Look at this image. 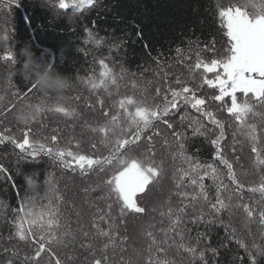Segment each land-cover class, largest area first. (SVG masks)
<instances>
[{"label":"trees","instance_id":"1","mask_svg":"<svg viewBox=\"0 0 264 264\" xmlns=\"http://www.w3.org/2000/svg\"><path fill=\"white\" fill-rule=\"evenodd\" d=\"M218 2L227 6L230 0H96L91 8L73 13L71 9L65 12L55 7L58 0H0V57L10 47L18 61L13 67L0 59V96L4 97L0 101V132L20 140L23 131L31 128L30 139L34 138L46 147L51 146L54 150L67 149L90 155L94 159H102V154L107 155V150L99 143L102 134L90 130L105 121L100 105L96 103L97 96L104 99V109L111 113L114 111L111 109L112 101L125 95L143 99L148 104L158 102L160 97L156 96V88L161 89V94L168 92V85L178 89L180 86L175 84L177 77L186 81L188 86H193L194 82L189 78L186 65L195 62L197 53L207 61L220 55L224 48L226 37L219 25ZM86 29L91 30L95 38L102 41L100 45L85 42L88 39ZM5 34L9 36L8 42L2 40ZM213 42L215 51L212 50ZM26 44L31 46L38 57L43 55L46 61L53 64L54 69L72 80L74 87L66 93L70 99L60 105L75 109L76 115L65 117L46 112L29 125H24L17 119L19 111L26 104H39L42 98L40 92H27L31 83L26 82L19 74L23 61L20 49ZM177 48L183 50V57H178ZM102 58L117 73L121 66L127 69L125 77L119 80L118 95L109 97L103 90L94 92L85 82L89 77L97 79L102 71L98 61ZM181 59L183 62H180ZM9 73H12L13 86L7 83ZM165 73L166 79L163 78ZM132 81L137 84L135 89ZM196 82L198 83V79ZM211 91L214 90L205 86V91L198 95ZM237 95L240 96L239 93ZM77 96L80 99H76ZM45 102L57 103L54 99ZM219 103L213 102V109ZM89 104L93 106L89 107ZM216 115L225 122L227 139L222 145H228L225 147V154L233 163L239 179L246 186L258 184L261 175L253 168L254 154L250 153L248 143L241 136L233 137L236 124L225 110L217 111ZM181 116L200 118L199 113L190 106H181L180 111L169 118L173 129H167L164 124L157 125L160 135L153 136V143L157 162L163 161V175L154 187L149 186L151 191L145 193L144 199L140 201L146 209L145 213L127 214L123 218L117 216L118 207L114 203V197L111 201L99 199L107 194L104 173L92 169L82 175L78 167L65 168L58 159L44 152L32 157L22 153L10 141L0 143V168L3 169L0 171V264H8V261L11 264H36L33 260L25 259L26 256L33 255V244L15 237L17 218L24 215L19 212L23 196H31L26 189V177L40 183V195L35 197L37 210L46 209L51 201L52 207L60 209L62 223H70L73 230L82 226L84 230L94 233L95 230L91 227L94 214H97L98 209L104 210L107 203H113L112 213L118 225V242L122 240L125 249L123 252L117 249L115 264H127L129 260L134 264H144V256L147 255L144 249L148 242L144 231L149 225H154L151 230L158 239H162L163 233L160 230L167 228L169 222L167 217H161L160 211L168 207V201H171L174 208L180 206V197L176 195L179 189L172 179L175 165L171 153L176 149L165 145L164 139L173 141L171 133L180 129ZM256 121L258 118H254V122ZM204 123L205 129L213 128L207 121ZM85 128L89 130L85 131ZM6 129H10V132ZM54 129L57 131L54 132ZM183 130L188 137L185 141L187 155L201 163L216 164L224 174V183L229 185L228 191L233 193V204L249 203L257 210L264 206L255 204L259 193L253 194L247 187L236 189L228 181L226 170L216 161L215 147L210 142L215 138L214 132H209L207 137L194 136L187 120ZM53 134L57 136L56 143L48 139ZM93 143L97 145L96 148L91 147ZM144 143L141 141L140 148L133 147V154H139ZM233 143L235 151H232ZM237 156L239 160L236 159ZM203 182L210 199L214 201L216 188L212 180L205 178ZM49 185L54 186V192L46 194ZM86 190L87 193L84 194ZM185 190L191 193L193 188L188 186ZM200 206V203L196 205L197 208ZM187 213L182 227L187 229L193 243L199 234L203 237L201 248L210 246L217 249L216 256L211 251L206 252L208 264H250L247 253L238 246L231 234L233 229L235 237L242 239L249 247L254 242L264 246L258 217L248 221L241 208L233 207L230 213L225 211L212 217L207 205H204L205 219L195 224L190 222L193 209L188 208ZM209 219L213 222L208 223ZM101 226L107 229V222ZM77 235V241L70 243L68 247L53 244L55 255H52L51 260L59 258L62 264H90L92 257L88 251L80 248L82 237L79 233ZM137 252L142 255L137 256ZM69 256L73 258L68 259ZM168 256L175 264H201L198 259L192 261L188 254L178 252L175 248L169 249ZM40 264H51L49 256L42 254ZM257 264H264V256H257Z\"/></svg>","mask_w":264,"mask_h":264},{"label":"snow or ice","instance_id":"2","mask_svg":"<svg viewBox=\"0 0 264 264\" xmlns=\"http://www.w3.org/2000/svg\"><path fill=\"white\" fill-rule=\"evenodd\" d=\"M95 3L96 0H58L55 7L65 12L71 9L73 13H79L85 8H91ZM217 9L219 25L226 37L224 48L220 55L213 56L207 61L197 53L195 62L186 65L189 69V78L194 82L193 86H188L186 81H181L177 77L175 84L180 86L178 89L168 85V92L161 94V89L156 88V96L160 97L158 102L148 104L143 99L125 95L123 98L112 101L111 109L114 111L111 113L110 110L104 109V99L97 96L96 103L100 105L105 121L96 127H91L90 130L102 134L99 143L107 150V155L102 154V159H94L90 155L67 149L54 150L51 146L46 147L44 143L34 138L30 139L31 128L23 131L20 140L0 132V143L10 141L22 153L32 157L44 152L58 159L65 168H71L72 164L66 159L70 157L82 175L92 169L104 173L107 194L99 199L111 201L114 197V203L118 207L117 216L123 218L127 214L145 213L146 209L140 201L144 199L145 193L151 191L149 186L154 187L163 175V161L157 162L153 143V136L160 135L157 125L164 124L167 129H173V123L169 118L179 112L181 106H190L199 113L200 118L181 116L180 129L173 130L171 133L173 141L164 139L165 145L169 148L174 146L176 149L171 153L175 165L172 179L176 188L179 189L176 195L180 197L181 202L179 207L174 208L171 201H168V207L160 211L161 217H167L169 222L167 228L160 230L163 233L162 239H158L151 230L154 225H149L144 231L148 241L144 249L147 253L144 256V264H175V261L168 256L170 248H175L178 252L183 251L192 261L198 259L201 264H208L205 255L207 251H211L213 256L218 254L217 249L210 246L200 247L203 237L199 234L193 243V238L187 234V229L182 227L188 208L193 209L190 217V222L193 224L205 219L204 205H207L209 215L212 217L219 216L225 211L230 213L233 207L241 208L248 221L258 217L259 224L262 226L261 235L264 237V206L257 210L249 203L233 204V193L228 191L229 185L224 183V174L216 164L201 163L186 153L185 141L188 137L183 130V125L187 120L194 136L207 137L209 132H214L215 138L210 142L215 147L216 161L226 170L228 181L235 185L236 189L242 190L247 187L249 192L259 193V199L255 201V204L264 205V111H262L264 110V0H230L227 6H222L218 2ZM86 33L88 36L86 43L100 45L102 41L96 39L91 30L86 29ZM2 40L8 42L9 36L3 35ZM114 47L119 46L114 45ZM212 50L215 51V42H213ZM176 51L178 57H183L182 49L177 48ZM0 59L13 67L18 62L10 47ZM180 62L183 60L181 59ZM98 63L102 71L99 72L97 79L93 80L89 77L85 82L94 92L103 90L109 97L118 95L119 80L125 77L127 69L121 66L117 73L109 67L105 59H99ZM197 73H199L198 77ZM11 76L12 73H9L7 81L9 86H13ZM163 78H167V73ZM80 79L84 80V78ZM131 83L135 89L136 82ZM205 86L214 91L198 95L205 91ZM34 91L39 92L36 84L31 83L27 92ZM238 93L240 96L237 95ZM53 99L52 96L42 95L39 104H26L25 108L19 111L17 119L24 125H29L46 112L62 114L65 117L77 114L75 109H69L58 102H45ZM76 99L80 97L77 96ZM3 100L4 97L0 96V101ZM213 102H220L216 109L212 107ZM220 110H225L236 124L232 132L233 137H243L249 145L250 153L254 154L253 168L257 169L261 175L258 184L246 186L239 179L233 163L225 154V147H228V145H222V142L227 139L225 122L216 115V112ZM254 118H258V121L254 122ZM205 121L213 128L205 129ZM6 131L10 132V129ZM48 139L53 143L57 142L55 134ZM141 141L145 142L143 149L139 154H133V147L140 148ZM91 147L96 148L97 145L93 143ZM232 151H235L234 143ZM236 159L239 160V157L237 156ZM0 171L3 169L0 168ZM205 178L211 179L216 188L214 201L210 199L207 186L203 182ZM188 186L193 188L191 193L185 190ZM57 199L61 198L57 197ZM198 203L201 205L199 208L196 207ZM112 208L113 203H107L104 210L98 209L97 214H94L91 225L95 230L94 233L84 230L82 226L73 230L70 223H62L60 209L52 207L51 201L46 209L37 210L35 197L25 194L19 207V212H23L24 215L17 218L15 237L22 242L33 244V255L26 256L25 259L33 260L36 264H40L42 254L49 256L51 264H62L59 258L51 260L52 255H55L52 245L68 247L70 243L77 241L78 233L82 237L80 248L88 251L92 257L90 264H115L117 249L121 252L125 249L122 246L123 241L118 242V225L115 223ZM104 222H107V229L101 226ZM212 222V219L208 220V223ZM77 223L79 224V221ZM231 234L238 246L247 253L250 264H257V256H264V246L254 242L249 247L242 239L235 237L234 229ZM140 255L142 253L137 252V256ZM72 258L68 257V259ZM238 259L243 258L238 257ZM8 264H11V261H8ZM127 264H134V262L129 260Z\"/></svg>","mask_w":264,"mask_h":264},{"label":"clouds","instance_id":"3","mask_svg":"<svg viewBox=\"0 0 264 264\" xmlns=\"http://www.w3.org/2000/svg\"><path fill=\"white\" fill-rule=\"evenodd\" d=\"M23 58L19 74L26 82L35 83L38 91L44 96H52L59 104L66 103L70 98L66 93L74 87L72 80L54 69L53 64L43 57L37 56L30 45L20 49ZM26 189L30 197L40 195V183L26 177ZM54 192V186L49 185L46 194Z\"/></svg>","mask_w":264,"mask_h":264},{"label":"rangeland","instance_id":"4","mask_svg":"<svg viewBox=\"0 0 264 264\" xmlns=\"http://www.w3.org/2000/svg\"><path fill=\"white\" fill-rule=\"evenodd\" d=\"M87 129H88V128H85V131H86ZM88 130H89V129H88ZM66 159L69 161V163L72 164V166L77 167V166L75 165V163L72 162L71 158H67V157H66ZM86 193H87V191L84 192V194H86Z\"/></svg>","mask_w":264,"mask_h":264}]
</instances>
